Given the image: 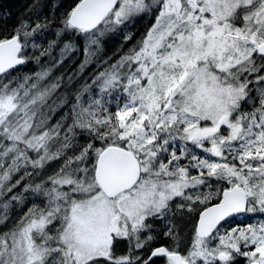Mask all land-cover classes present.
<instances>
[{
    "label": "snow or ice",
    "instance_id": "6c2138e0",
    "mask_svg": "<svg viewBox=\"0 0 264 264\" xmlns=\"http://www.w3.org/2000/svg\"><path fill=\"white\" fill-rule=\"evenodd\" d=\"M0 264H264V0L0 11Z\"/></svg>",
    "mask_w": 264,
    "mask_h": 264
},
{
    "label": "trees",
    "instance_id": "16d2710c",
    "mask_svg": "<svg viewBox=\"0 0 264 264\" xmlns=\"http://www.w3.org/2000/svg\"><path fill=\"white\" fill-rule=\"evenodd\" d=\"M29 3L31 0H0V11H11L15 16L22 12Z\"/></svg>",
    "mask_w": 264,
    "mask_h": 264
}]
</instances>
